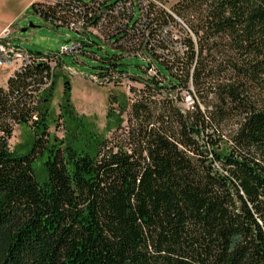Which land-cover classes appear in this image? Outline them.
Listing matches in <instances>:
<instances>
[{
  "label": "trees",
  "instance_id": "trees-1",
  "mask_svg": "<svg viewBox=\"0 0 264 264\" xmlns=\"http://www.w3.org/2000/svg\"><path fill=\"white\" fill-rule=\"evenodd\" d=\"M82 1L31 6L57 23H96L105 9L117 42L145 47L155 73L145 62L130 76L109 57L94 74L143 86L127 104L109 94L111 138L82 121L51 135L44 63L0 84V264H264V0H136L139 21L126 0ZM95 36L124 54L118 35ZM20 123L33 132L23 152L9 142Z\"/></svg>",
  "mask_w": 264,
  "mask_h": 264
},
{
  "label": "rangeland",
  "instance_id": "rangeland-1",
  "mask_svg": "<svg viewBox=\"0 0 264 264\" xmlns=\"http://www.w3.org/2000/svg\"><path fill=\"white\" fill-rule=\"evenodd\" d=\"M173 1L175 0H167L163 5L170 9ZM33 2L34 0H0V37L3 30L9 27L10 31H13L11 36L14 46L42 54L70 46L72 41L81 40L87 43L89 38L92 41L85 46L83 52H78L75 56L62 55V61L67 69L58 65L54 67L51 81L43 95L49 113L51 135L63 138L68 128H74L75 132L81 131L83 127L79 126V121H82L86 125L83 130L111 138L118 110L116 103L113 105L108 103L109 94H115L118 102L122 104L139 97L135 92L138 93L143 87L142 83L130 76L142 78L144 75L142 66L145 65V61L137 56L124 55L121 49L113 47L95 35L88 37L66 26H55L46 22L34 11L31 6ZM25 27L27 30L21 32L20 30ZM109 57H115L117 68L125 70L130 76L124 77L122 81L113 80L108 75L94 77V74L108 66ZM157 65L162 74L173 78L162 64ZM7 74L8 69L0 67L1 85L6 83ZM132 87L135 89L133 92L129 90ZM67 107L75 110L78 120L66 114ZM112 107L115 112L108 116V110ZM121 117L125 119L126 114L123 113ZM123 125H126V121ZM13 128L10 147L23 152L33 137L31 126L20 123L15 124ZM42 160L35 163L37 171H41Z\"/></svg>",
  "mask_w": 264,
  "mask_h": 264
},
{
  "label": "built area",
  "instance_id": "built-area-1",
  "mask_svg": "<svg viewBox=\"0 0 264 264\" xmlns=\"http://www.w3.org/2000/svg\"><path fill=\"white\" fill-rule=\"evenodd\" d=\"M64 0H34L33 4H35L36 7L39 6H48V5H55L56 3L63 2ZM82 1V0H80ZM87 4L93 5V0H83ZM82 1V2H83ZM137 4L140 13L138 16H135L134 14V6ZM141 4V5H139ZM123 6L125 7V10L132 13V17L136 21H139L142 19L143 14L146 11V3H138L136 0L132 1H124ZM141 6V8H140ZM143 6V7H142ZM143 8V9H142ZM39 16L40 14L37 13ZM99 18H97L96 23H88L87 21H83L81 19L71 20L68 23H57L55 21H52L51 19L45 20L43 16H40L42 19H44L46 22L51 23L55 26H66L70 29H73L77 32H82L86 35H99L100 37H111L109 35H118L117 38H113V44L116 46H120L124 50V55L129 56H137L142 58L145 62L148 63L147 72L149 74L155 73V68L152 64V58L148 55V51H146L145 47L143 46H130L128 44H124V42L121 41V46L117 41H120L121 37H119L120 30L115 31V27L109 28V21H108V14L105 9L99 12ZM177 21H179L178 18H176ZM173 26V23H169L167 25L163 26L164 31H168ZM107 29H109L107 31ZM130 29H133V26L130 27ZM12 33L9 27L5 28L3 30L2 37H0V67H6L8 69L7 78L9 76H13L16 71H19L29 65L32 64H41L44 63L49 68L50 75L45 79L44 83L41 85L38 95H44L45 88L49 85L54 67L62 66L67 69V66L62 61V55L63 54H70L72 56H75L76 53L81 52L82 47V41L76 40L72 41L70 46H64L60 50L52 51L47 54L37 53V52H31L29 50L14 46L12 43ZM122 35V34H121ZM177 37V35H175ZM127 74L123 73L122 79L126 77ZM94 77H96L94 75ZM6 78V80H7ZM129 86V84H128ZM192 87L189 86V88L182 89V101L180 102V106L189 109L193 106L194 100L192 97Z\"/></svg>",
  "mask_w": 264,
  "mask_h": 264
},
{
  "label": "water",
  "instance_id": "water-1",
  "mask_svg": "<svg viewBox=\"0 0 264 264\" xmlns=\"http://www.w3.org/2000/svg\"><path fill=\"white\" fill-rule=\"evenodd\" d=\"M26 30H27V28L25 27V28L21 29L20 31H21V32H24V31H26Z\"/></svg>",
  "mask_w": 264,
  "mask_h": 264
}]
</instances>
